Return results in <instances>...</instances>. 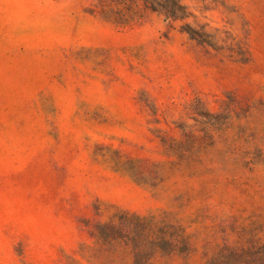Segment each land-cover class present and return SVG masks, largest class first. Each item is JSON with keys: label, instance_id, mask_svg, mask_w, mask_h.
I'll return each mask as SVG.
<instances>
[{"label": "rangeland", "instance_id": "obj_1", "mask_svg": "<svg viewBox=\"0 0 264 264\" xmlns=\"http://www.w3.org/2000/svg\"><path fill=\"white\" fill-rule=\"evenodd\" d=\"M0 0V264H264V0Z\"/></svg>", "mask_w": 264, "mask_h": 264}, {"label": "trees", "instance_id": "obj_2", "mask_svg": "<svg viewBox=\"0 0 264 264\" xmlns=\"http://www.w3.org/2000/svg\"><path fill=\"white\" fill-rule=\"evenodd\" d=\"M144 6L163 14L168 20H182L188 16L187 7L181 0H143ZM138 0H98L94 9L104 19L115 23H129L142 17Z\"/></svg>", "mask_w": 264, "mask_h": 264}]
</instances>
